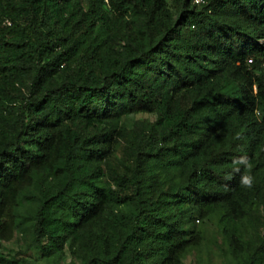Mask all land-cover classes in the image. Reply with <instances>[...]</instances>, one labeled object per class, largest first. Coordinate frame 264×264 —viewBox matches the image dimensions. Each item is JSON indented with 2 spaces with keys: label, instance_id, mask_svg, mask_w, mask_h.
Segmentation results:
<instances>
[{
  "label": "trees",
  "instance_id": "trees-1",
  "mask_svg": "<svg viewBox=\"0 0 264 264\" xmlns=\"http://www.w3.org/2000/svg\"><path fill=\"white\" fill-rule=\"evenodd\" d=\"M263 63L264 0H0V264H29L2 248L23 195L44 257L185 264L216 211L238 248L264 204ZM263 263L261 236L239 264Z\"/></svg>",
  "mask_w": 264,
  "mask_h": 264
},
{
  "label": "rangeland",
  "instance_id": "rangeland-1",
  "mask_svg": "<svg viewBox=\"0 0 264 264\" xmlns=\"http://www.w3.org/2000/svg\"><path fill=\"white\" fill-rule=\"evenodd\" d=\"M167 1L170 2V0ZM155 118V113H138L126 117L123 121L127 129H131L138 123H142L144 126L151 124ZM120 149V144L117 142L110 159L114 160L119 157ZM31 191L32 189L29 188L23 193L27 194ZM34 205L33 201L23 195L19 205V231H16L10 239L3 241L4 252L25 257L29 264H80L77 256L73 257L67 247L63 248V252L49 257L33 253L27 247L32 238L31 223L27 215ZM223 215V212L216 211L198 220L194 219L191 224V232L195 230L196 235H200V237L183 254L185 264H239L240 259L246 257V253L254 247L255 242L264 236V204L251 203L244 216L240 217V235L238 237L241 238V242H239L238 248H234L223 237L224 224L221 221L225 217Z\"/></svg>",
  "mask_w": 264,
  "mask_h": 264
},
{
  "label": "clouds",
  "instance_id": "clouds-1",
  "mask_svg": "<svg viewBox=\"0 0 264 264\" xmlns=\"http://www.w3.org/2000/svg\"><path fill=\"white\" fill-rule=\"evenodd\" d=\"M247 62L251 63V60H248ZM232 164H233V169H232L233 173L240 174V179H239L240 186L244 188H251L253 185V181H254V177L251 175V170L253 167L251 160L247 156L233 157ZM241 167L243 168V172H241ZM228 178L230 179L231 177H228ZM206 216H203V217H206ZM195 219L198 220L200 218L195 217Z\"/></svg>",
  "mask_w": 264,
  "mask_h": 264
},
{
  "label": "built area",
  "instance_id": "built-area-1",
  "mask_svg": "<svg viewBox=\"0 0 264 264\" xmlns=\"http://www.w3.org/2000/svg\"><path fill=\"white\" fill-rule=\"evenodd\" d=\"M202 0H194L195 3H200Z\"/></svg>",
  "mask_w": 264,
  "mask_h": 264
}]
</instances>
